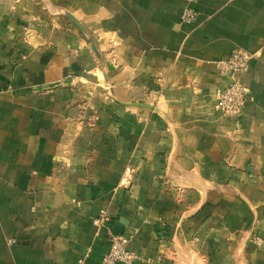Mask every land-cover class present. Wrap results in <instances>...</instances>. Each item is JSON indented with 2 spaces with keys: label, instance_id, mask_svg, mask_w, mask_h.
<instances>
[{
  "label": "crops",
  "instance_id": "crops-1",
  "mask_svg": "<svg viewBox=\"0 0 264 264\" xmlns=\"http://www.w3.org/2000/svg\"><path fill=\"white\" fill-rule=\"evenodd\" d=\"M116 234L131 264H264V0H0V264H102Z\"/></svg>",
  "mask_w": 264,
  "mask_h": 264
},
{
  "label": "built area",
  "instance_id": "built-area-1",
  "mask_svg": "<svg viewBox=\"0 0 264 264\" xmlns=\"http://www.w3.org/2000/svg\"><path fill=\"white\" fill-rule=\"evenodd\" d=\"M197 0H187L188 4ZM198 13L187 6L182 15L181 21L186 24H194L197 21ZM253 55L244 49H235L229 59L218 63L220 73L224 76H233L237 73H243L248 69L249 61ZM249 88L240 81L232 78L228 87L219 89L216 93V108L226 115H239L244 109L248 96ZM107 220V214L101 211L99 217L94 221L97 226L103 225ZM129 237L123 234L111 236V248L104 257L102 264H131L136 260V254L128 249Z\"/></svg>",
  "mask_w": 264,
  "mask_h": 264
},
{
  "label": "water",
  "instance_id": "water-1",
  "mask_svg": "<svg viewBox=\"0 0 264 264\" xmlns=\"http://www.w3.org/2000/svg\"><path fill=\"white\" fill-rule=\"evenodd\" d=\"M72 19H73V21H74L77 25L80 26L81 29H83L82 26L80 25V23H79L74 17H72ZM83 31H84V30H83Z\"/></svg>",
  "mask_w": 264,
  "mask_h": 264
}]
</instances>
